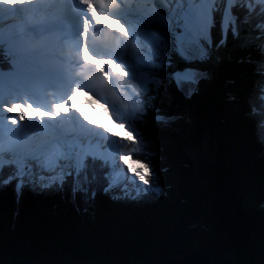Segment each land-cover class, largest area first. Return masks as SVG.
Listing matches in <instances>:
<instances>
[{
  "label": "snow or ice",
  "instance_id": "obj_1",
  "mask_svg": "<svg viewBox=\"0 0 264 264\" xmlns=\"http://www.w3.org/2000/svg\"><path fill=\"white\" fill-rule=\"evenodd\" d=\"M20 4L28 10L18 28L10 38L0 36V190L11 187L17 201L25 187L67 190L85 202L97 193L112 200L160 198L167 169L158 163L156 129L180 118L169 97L198 94L211 79L209 64L220 59L215 54L230 46L244 54L246 115L264 145V0ZM94 12L117 18L121 27L109 28ZM89 51L102 62L85 58ZM77 91L104 102L129 135L92 123L93 106L72 101ZM129 154L140 157L139 167L123 163Z\"/></svg>",
  "mask_w": 264,
  "mask_h": 264
},
{
  "label": "trees",
  "instance_id": "obj_2",
  "mask_svg": "<svg viewBox=\"0 0 264 264\" xmlns=\"http://www.w3.org/2000/svg\"><path fill=\"white\" fill-rule=\"evenodd\" d=\"M215 55L220 59L209 64L211 79L198 94L169 97L170 107L185 116L182 123L156 129L158 163L167 169L160 198L112 200L97 193L85 202L67 190L25 187L17 201L8 187L0 190V257L134 264L200 247L228 252L240 264H260L264 145L246 115L249 74L239 49Z\"/></svg>",
  "mask_w": 264,
  "mask_h": 264
},
{
  "label": "water",
  "instance_id": "obj_3",
  "mask_svg": "<svg viewBox=\"0 0 264 264\" xmlns=\"http://www.w3.org/2000/svg\"><path fill=\"white\" fill-rule=\"evenodd\" d=\"M0 264H51L40 261H15L6 257H0ZM53 264H80L77 261H65L62 263ZM134 264H240L238 261L228 252L215 253L202 249L200 247L195 248L189 254L165 256L149 262L134 263Z\"/></svg>",
  "mask_w": 264,
  "mask_h": 264
},
{
  "label": "bare ground",
  "instance_id": "obj_4",
  "mask_svg": "<svg viewBox=\"0 0 264 264\" xmlns=\"http://www.w3.org/2000/svg\"><path fill=\"white\" fill-rule=\"evenodd\" d=\"M23 8H25V7H23ZM15 9H18V11H16V14H13L14 13V11H15ZM14 11L13 10H11V11H8L7 12V14L5 15V19H7V21H4V23L5 24H7V26L4 28V27H2L1 29L2 30H5L6 29V31H7V34H8V36H9V38L14 34V32H15V30L18 28V25H16V24H13V23H11L12 21H13V17L16 19V20H18L19 22L21 21V18H22V16L27 12V11H23L21 8H14ZM2 14V11H0V15ZM13 15V16H12ZM11 16H12V19H11ZM27 95L28 96H32V94L31 93H27ZM82 99L79 101V104L83 107V106H85L86 108L89 106V105H92L93 106V104H90L91 103V101L89 100L90 99V95H86V94H84V93H82ZM93 103V102H92ZM61 106H63L62 104H61ZM17 107H19V105H17ZM23 109V108H22ZM21 109V111L24 113V112H26V111H24V110H22ZM28 110V109H27ZM38 111H39V109H38ZM26 114V113H25ZM27 115L28 116H32V112L30 111V112H27ZM88 115H89V119H90V121L92 120V118H91V115H92V109L91 110H89L88 111ZM107 115H108V117H110L112 120H113V122H115V118L111 115V113H110V109H108V113H107ZM92 122V121H91ZM117 125V124H116ZM261 147V146H260ZM139 244V243H138ZM147 245V244H146Z\"/></svg>",
  "mask_w": 264,
  "mask_h": 264
},
{
  "label": "rangeland",
  "instance_id": "obj_5",
  "mask_svg": "<svg viewBox=\"0 0 264 264\" xmlns=\"http://www.w3.org/2000/svg\"><path fill=\"white\" fill-rule=\"evenodd\" d=\"M14 14V13H13ZM12 17V16H11ZM5 21H7V20H5ZM6 27L7 26V24H5L4 23V21H0V29L2 28V27ZM4 27V28H5ZM10 99H20V97H9ZM29 98L31 99V98H33L32 96L30 97L29 96ZM46 98V97H45ZM47 99V98H46ZM58 106V105H57ZM60 108V107H59ZM26 110L27 112H30V110L28 109L27 110V108H23L22 110ZM180 113V112H179ZM110 118V117H109ZM242 118H244V117H242ZM111 119V118H110ZM180 120L179 121H177V122H180V123H182V121H183V119H185V116L184 117H182V113H180V118H179ZM111 121H112V123L113 124H117L118 126H119V128L120 129H122L123 130V134H120L121 136H124V137H127L128 135H129V130H127L122 124H119V123H117L116 121L115 122H113V120L111 119ZM96 125H101V124H98V123H95ZM174 127H175V125H174ZM107 128V127H106ZM107 129H109V128H107ZM111 132H113V131H111ZM113 133H115V132H113ZM160 149V148H159ZM136 157H138V156H133V155H131L130 157L128 156V155H125L124 156V158H123V163L124 164H126L129 168H132V169H135L136 167H139V164H138V162H137V159H136ZM189 254V253H188ZM187 255V254H186Z\"/></svg>",
  "mask_w": 264,
  "mask_h": 264
},
{
  "label": "clouds",
  "instance_id": "obj_6",
  "mask_svg": "<svg viewBox=\"0 0 264 264\" xmlns=\"http://www.w3.org/2000/svg\"><path fill=\"white\" fill-rule=\"evenodd\" d=\"M92 120L95 123L101 124L109 128L110 131H113L118 134H123V130L120 129L118 125L113 124L107 114L102 113V114L93 115Z\"/></svg>",
  "mask_w": 264,
  "mask_h": 264
}]
</instances>
